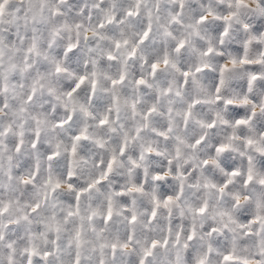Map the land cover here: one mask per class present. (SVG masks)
<instances>
[{"label": "clouds", "instance_id": "clouds-1", "mask_svg": "<svg viewBox=\"0 0 264 264\" xmlns=\"http://www.w3.org/2000/svg\"><path fill=\"white\" fill-rule=\"evenodd\" d=\"M136 4L137 0H65L64 3L60 0H11L5 7L4 15L0 17L4 21L0 24V131L8 127L12 131L0 137L3 142L0 144V181L3 182L0 200L12 203L4 217L6 223L27 214L35 203L40 204V209L30 216L31 223L9 224L5 239L0 243V264H8L10 255L13 264H27L24 249L29 247H35L40 253L46 250L52 253L42 264H73L77 252L82 264H100L101 259L105 264H138L142 250L152 240H162L170 225L174 231L181 227L187 231L195 221L198 239L187 251L179 250L183 264H192L196 255H207L209 242L217 247L216 241H209L205 235L209 225L219 223L218 215L212 219L216 213L232 211L239 222L246 223L256 211V202H264V185L259 183L264 178V164L261 163L264 158L255 157L253 182L247 187L243 185L247 155L252 154L246 140L264 135V113L261 112L264 79L257 81L249 91L247 73L257 71L264 76V64L238 65L230 74L223 96L232 99L233 104L204 102L215 99L212 76L216 65L244 55L245 40L255 37L247 49L249 59L264 54V7L259 0H245L239 8L235 0H185L181 12L175 0H140L139 15L129 17L128 11H135ZM209 11L213 15L208 16V22L197 23L199 16L207 15ZM230 12L237 15L231 21L229 37L221 46L218 37L224 21L215 17ZM110 16L114 18L111 24L108 23ZM173 16H177L179 22L173 21ZM149 24L152 31L146 46L138 49L135 58H129L128 52L136 46ZM244 24L248 25L247 29ZM77 32L80 33L79 45L74 50L75 57L70 59L64 53L69 43H76ZM181 39L186 42L185 48L177 53L175 46ZM117 41L121 44L119 49L115 47ZM33 43L40 55L28 53L27 49ZM209 46L223 55L203 56ZM109 54L116 59L109 60ZM165 54L170 60L167 66L163 64ZM145 60L160 62L156 78ZM54 61H59L66 71L56 74ZM201 63H207L208 69L190 78L189 86H185L182 72L194 71ZM121 74L125 75V82L113 87L111 81L119 79ZM81 75L87 80L73 95L72 103H68L65 93L75 86ZM140 77L150 86H137L135 80ZM93 79L97 80L96 95L89 100ZM5 84L6 92L3 90ZM34 85L36 96L28 102L27 96ZM169 87L172 93L164 95V90ZM49 89L54 92L50 93ZM244 96L256 105L258 119L234 128V121L246 119L252 110V103L247 106L239 103ZM196 100L201 103L193 108L192 117L185 124L184 112ZM65 103H68L67 109ZM3 104H7V108ZM153 104L157 111L144 120L143 114ZM68 114L73 116V122L57 128V122L66 119ZM104 115L109 116V123L101 126L99 120ZM220 118L227 120L228 124H221ZM212 120H216L214 130L201 127V123ZM37 129L41 137L38 147L33 149L31 142ZM85 129L89 140L78 146L73 165L75 175L70 181L66 177V168L71 159L68 151L72 137ZM137 129H140L139 133ZM160 132L167 133L166 137L160 136ZM205 133L207 142L192 148L195 140ZM21 139L24 143L21 152L17 153L15 146ZM97 140L104 144L103 148L98 146ZM125 140L127 148L121 156L119 149ZM217 143H230L232 148L217 157L214 151ZM147 147L154 151L145 152ZM52 151L61 153L60 163L51 170L53 178L62 184L55 194H51L50 186H46L49 165L53 163L47 160V156ZM113 154L117 156V162L109 180L98 189L85 193L80 201L79 214L68 216L69 211L75 212L74 191L95 179L102 171L97 163L106 161ZM205 159L209 160L207 166L203 164ZM213 159L217 164L211 163ZM133 160L138 167L133 166ZM225 160L245 175L233 178V183L221 197L215 189L205 188L204 183L207 180L218 186L222 184L225 180L223 171L229 170L224 168ZM37 164L40 166L38 180L34 185H24L22 178L29 176ZM157 175L163 179L154 180ZM181 181L184 195L178 201L179 206H173V215L169 217L167 210L161 208L157 219L149 223L148 217L154 207L153 195L161 199L175 195ZM70 183L73 185L71 189L67 186ZM133 184L143 186L144 193L113 196V221L105 225L103 216L107 197L117 192L126 193ZM46 191L49 192L47 202L44 200ZM236 194L241 198L238 208L234 207L232 199ZM204 202L208 203L205 215L197 216L189 211ZM132 209L138 216L135 225L127 223ZM93 210L97 215L88 219ZM131 229H135L133 242L127 249L118 247L113 259L110 245L123 243L125 233ZM77 231H82L84 240L80 248L76 247ZM235 235L239 238L240 233ZM217 239L220 244L230 246L233 234L225 233ZM259 239L242 245L238 255H251L258 249ZM9 243L13 245L12 249L7 247ZM101 244L109 247L101 250ZM176 252L177 249L171 246L158 248L151 258L152 264H175ZM37 259L39 257L33 258L34 264ZM209 264H219V257H212ZM250 264H260V260H252Z\"/></svg>", "mask_w": 264, "mask_h": 264}, {"label": "snow or ice", "instance_id": "snow-or-ice-1", "mask_svg": "<svg viewBox=\"0 0 264 264\" xmlns=\"http://www.w3.org/2000/svg\"><path fill=\"white\" fill-rule=\"evenodd\" d=\"M11 2V0H0V17L4 15L5 7ZM61 3H64L65 0H60ZM175 2L178 5V9L182 12L185 6V0H175ZM245 0H235V4L237 8L244 5ZM259 3L262 7H264V0H259ZM140 13V0H137L136 4V10L128 11V16H136ZM151 15V13H149ZM213 15L211 11L208 12L207 15H200L197 23L199 24H206L208 22V16ZM236 12H230L227 15L224 16H216V20H223L224 24L221 25V28L223 29L222 32H220L218 41L219 45L223 46L225 43V39L229 37L230 35V28H231V21L236 17ZM113 17H108V23L111 24L113 22ZM173 21L179 22L177 16L172 17ZM4 21L0 19V24H3ZM79 27V26H77ZM100 27L102 28L103 25L101 24ZM245 29L248 28L247 24H244L243 26ZM151 25L149 24L147 30L143 32V35L140 37L139 41L137 42L136 46L132 47V49L128 52L129 58H135L137 56V51L141 46H146V42L149 40L151 35ZM197 35H199V32H196ZM55 36V33H53ZM77 41L76 43H69L67 45V48L65 50V57L67 58H74L75 53L74 50L77 49L79 45V35L80 33L77 32ZM252 39H255V37L250 38L248 40H245L243 42V48L245 49L244 55L240 56L238 59L233 57L230 58L226 63H218L214 69V75L212 76L214 81V91H215V99L214 101H204L206 103H225L227 105H231L234 103L232 99H225L223 96V92L226 89V87L229 84V76L231 73L234 72V70L237 69V66H248L253 64H264V54H261L260 58L257 59H249L247 55V49L249 48L250 44L252 43ZM185 41L181 39L175 46V51L177 53H180L185 48ZM124 44L127 45L128 41L125 40ZM115 47L119 49L121 47V44L119 41L116 42ZM28 53H35L36 55H40L39 51L37 50V45L33 43L28 49ZM215 53L216 56L223 55L222 52H219L218 50L214 49V47L209 46L207 47V50L202 53L203 56L208 57L212 56ZM109 60H115L116 57L109 54L108 55ZM170 63L169 57L167 54H165L163 58V64L167 66ZM55 64V73L60 74L66 71V68L61 65L59 61H54ZM145 64H150L151 74L154 78L158 76V70L160 69V62L155 61L151 62L149 60H145ZM174 68L176 67L175 64L172 65ZM30 67V65H28ZM209 65L207 63H201L197 65L194 68V71H183L182 77H183V84L185 86H189L190 84V78H194L197 74L203 73L208 69ZM95 75V74H93ZM125 75L121 74L119 76V79H113L111 81L113 87L116 85L123 84L125 82ZM264 79V76H262L257 71H249L247 73V86L249 91L252 90V87L257 83V81ZM87 80V77L84 75L79 76L78 80L75 83V86L71 88L70 91H67L65 93L68 103H72V97L74 94L78 93V91L81 90L82 85L85 84ZM135 83L137 86H145L148 85V81L144 79L143 77H140L135 80ZM150 86V85H148ZM43 87V85H41ZM96 89H97V80L93 79L91 81L90 85V94H89V100L94 99L96 95ZM3 90L7 91V84L4 85ZM87 91V90H86ZM49 92H54L53 89H49ZM37 88L35 85L31 89V94L27 96V101L31 102L34 97L36 96ZM172 93V88H166L163 92L164 95H169ZM176 95L179 96L180 92L177 91ZM57 99H60L57 97ZM114 99H116L114 97ZM68 103L64 104L65 109L68 108ZM200 100H196L193 103L189 104L186 111L184 112V120L185 124H187L188 120L192 117L193 114V108L196 107L198 104H200ZM239 103L241 105H249L252 103L248 96H244L240 99ZM4 108H7V104H3ZM133 108H135V105H133ZM256 105L252 103V110L248 114L246 119H236L234 121V124L232 127L239 128L241 126L249 125L254 120H257V112H256ZM110 111V110H109ZM157 111V108L155 104H153L152 107L148 108L147 112L143 114V119L148 120V118ZM261 112L264 113V104L261 105ZM73 122V116L71 114L67 115V118L64 120H60L57 122L56 127L57 128H64L67 125H70ZM39 123V121H38ZM109 123V116L104 115L102 119L99 120V124L101 126L107 125ZM221 124H228V121L220 118ZM201 127L206 129H212L214 130L216 128V120H212L210 123L204 124L201 123ZM12 131L11 127L5 128L2 131H0V137L7 136L8 133ZM140 129H137V133H139ZM168 131H171L169 128ZM18 135L23 136V133H19ZM160 136L166 137L167 133L160 132ZM40 130L37 129L35 133V137L33 138L31 142V147L33 149H36L38 147V144L40 142ZM234 138V137H233ZM89 136L87 135V129L80 131L79 134H76L72 137V143L70 150L68 151V156L71 158L68 160L67 168H66V177L68 180H73V177L75 175L73 171V165L75 164V157L78 154V146L82 141H88ZM264 135H261L259 139H252L248 138L246 140V146L251 150L252 154L247 155V168H246V178L243 180V185L245 187L252 184L254 179V169H255V157L264 158ZM207 142V133L204 135H201L199 139H196L195 142L191 145L192 148H196L197 146H203ZM2 140H0V144H2ZM24 141L21 139L18 143H16L15 150L17 153H20L22 150ZM96 143L100 148L104 147V144L97 140ZM59 145H57V148ZM127 148V140H125V143L123 146L120 147L119 152L120 155L123 156L125 154ZM232 148V145L230 143H217L215 145L214 151L217 157H219L221 154L227 153ZM147 153H152L154 151L153 148L147 147L144 149ZM61 153L59 151H52L48 154L47 160L50 162H53L49 165V177L46 181V186H50V192L51 194H55L56 191L61 188L62 184L60 180L54 179L51 175V170L54 166L58 165L60 162L58 158L60 157ZM179 155V149H177V156ZM243 156L244 153H241ZM11 159V157H9ZM141 160L144 159V156L141 155ZM117 162V156L113 154L109 159L100 160L97 163V167L101 168V173L93 179L90 183L87 184L86 187H78L77 190L74 191V207L75 212L69 211L68 216L78 215L80 210V201L85 193H90L93 189H98V186L103 185L106 181L109 180L111 174L114 171V166ZM171 163V161H169ZM212 164H217V160L213 159L211 160ZM224 168L229 169L228 171H223V175L225 177V180L222 182L221 185H217L216 183H213L211 181H207L204 183L205 188L215 189L216 192L223 197L226 194V190L229 189L230 185L233 183V178H239L242 175H245V173H242L240 169L235 168L234 165H232L227 160L223 161ZM261 163L264 164V160H261ZM133 166L138 167L135 160L132 161ZM203 164L207 166L209 164V160L205 159L203 161ZM40 172V166L39 164L36 165V168L34 171L31 172L29 176L23 177L22 182L24 185H34L35 182L38 180ZM183 175V174H181ZM145 176H147V170H145ZM179 178V177H178ZM8 179H11V174L8 175ZM154 180L160 181L163 179L162 176L157 175L153 177ZM186 179V177H185ZM259 183L261 185H264V178H261L259 180ZM70 189L72 188V184L67 185ZM191 186V185H190ZM0 187H3V182L0 181ZM144 188L141 185L133 184L131 187L127 189V192H117L109 195L107 197V206H106V214L103 216V223L105 225L110 224L113 221V211H114V201L113 196H119L124 197L129 194H143ZM184 195V183L181 181L179 184L178 191L175 193V195H166L165 198L161 199L157 196L153 195L152 200L154 207L151 210L150 217H148V222L151 223L157 219L158 213L161 208L167 210L169 217L173 215L174 212V205H178V201L181 200V198ZM49 197V192L46 191L44 193V200L47 202ZM234 201V207L238 208L241 205V198L239 194H236L232 197ZM248 197L245 196V200H247ZM19 203V201H17ZM135 203V201H133ZM256 211L254 214H251L250 218L247 219L246 223L239 222L236 217L233 215L232 211H220L216 213L212 219L215 220V216L218 215L220 217L219 223H213L209 225L208 230L206 232V236L209 238V241H216L217 247H213V243L209 242L207 246V255H196L195 258L192 260V264H209V260L212 257H219V264H250V261L252 260H260V264H264V202L257 201L256 202ZM12 208L11 202H4L3 200H0V243H2L5 239L4 233L9 227V224L15 223L19 225L21 222H28L31 223L30 216L32 214H35L40 209V204L35 203L33 204L29 212L23 216H20L16 218L14 221L5 222L4 217L9 213L10 209ZM190 212H194V215L197 216H203L208 211V203L204 202L202 206L195 208V209H189ZM97 212L95 210L92 211L91 215L88 217V219H92V217L96 216ZM83 219V218H81ZM138 216L136 214V211L134 209L130 210V215L127 217V223L129 225H135L137 223ZM202 227V225H201ZM56 231H59L57 228ZM237 232L240 233L239 238L235 235ZM225 233H232L233 239L230 244V246H224L219 243L218 237L223 236ZM82 237V231H77L75 233V241H76V247L80 248L84 244V240ZM135 237V229H131L130 231L125 233V241L123 243H120L119 245L117 243H112L110 245L112 257L115 259L117 254L118 247L120 249H127L129 245L133 242ZM259 237V243H258V249L251 253V255L244 256V255H238V251L240 250L242 245L247 244L249 241L256 242V238ZM198 239V231H197V225L195 221H193L191 227L185 231L182 227L179 230L173 229V227L170 225L168 228L167 235L162 240H152L150 245L146 248H144L143 255L139 258L138 264H152V257L154 254V250L158 248H164L168 249L170 246L177 249L176 252V258H175V264H183L181 255H180V249H183L184 251H187L192 243ZM7 247L9 249H12L13 245L11 243L7 244ZM109 247L106 244H101L100 248L103 250L104 248ZM25 253L27 254V264H34L33 258L39 257L35 261V264H42L44 260H47L52 253L50 251H44L43 253H40L35 247H29L24 249ZM101 256H103V251H101ZM8 264H13V257L10 255L8 257ZM73 264H82L81 256L79 252L75 254ZM100 264H105V260L101 259Z\"/></svg>", "mask_w": 264, "mask_h": 264}]
</instances>
